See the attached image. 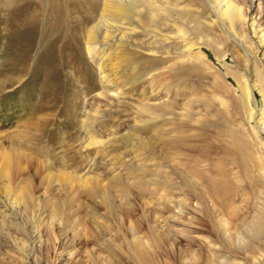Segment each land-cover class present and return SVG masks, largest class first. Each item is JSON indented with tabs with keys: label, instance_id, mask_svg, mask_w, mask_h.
I'll return each mask as SVG.
<instances>
[{
	"label": "rangeland",
	"instance_id": "rangeland-1",
	"mask_svg": "<svg viewBox=\"0 0 264 264\" xmlns=\"http://www.w3.org/2000/svg\"><path fill=\"white\" fill-rule=\"evenodd\" d=\"M144 1L124 0L136 8L128 19L114 21L100 16L104 0H0V144L4 146L0 150L8 152L11 142L18 144L13 159L19 158L21 168L2 176L6 160L0 156V264H8L10 254L21 256L26 264H107L102 261L107 234L121 247L115 249L119 264H137L119 237L125 232L132 239V228L140 229L135 236H143L147 225L164 240L159 254L150 249L156 264H172L169 259L173 264H190L191 256L200 254L201 263L208 250L220 249L198 234L203 227L196 218L203 216L196 209L201 206L184 188L165 185L163 196L155 194L159 203L152 200L147 205L139 194L155 193L158 184L148 177L166 172L174 178L169 171L174 156L170 139L189 126L186 117L174 114L175 108L184 107L200 91L193 78L181 80L177 89L175 75L192 64L186 56L204 45L213 70L223 74L229 66L238 73L242 65L230 52L225 61L214 59L211 48L221 50L223 45L214 44L212 34L204 32L210 27L207 15L196 19L202 25L199 29L194 21L163 19L172 31L160 32ZM239 1L264 80V40L259 38L264 31V0ZM174 23L186 30V39L176 34ZM91 27L95 33L87 43ZM189 41L196 46L187 48ZM171 58L180 63L174 72L166 67ZM228 79L237 89L234 77ZM254 93L257 106L251 105V121L245 114L234 116V128L251 137L263 100L258 90ZM164 101L170 106L162 111L159 104ZM190 111L198 113L197 108ZM16 125L23 129L21 137H12ZM194 134L193 141H199L201 134L222 144L216 157L226 154L229 143L213 126L197 127ZM92 140L95 143L88 144ZM247 143L257 147L254 139ZM209 164L201 166L212 168ZM86 178H93L89 185L83 183ZM8 179L10 185L5 184ZM17 196L21 200L9 199ZM234 204L237 215L243 214L244 207ZM63 221L69 224L65 229ZM33 223L49 229L53 242H45L46 236ZM95 236L102 239L96 241ZM179 239L180 250L173 245ZM190 240L194 244L188 249Z\"/></svg>",
	"mask_w": 264,
	"mask_h": 264
},
{
	"label": "bare ground",
	"instance_id": "bare-ground-1",
	"mask_svg": "<svg viewBox=\"0 0 264 264\" xmlns=\"http://www.w3.org/2000/svg\"><path fill=\"white\" fill-rule=\"evenodd\" d=\"M132 1L136 2V0ZM144 2L151 8L150 17L157 22L156 28L160 32L172 31V27L164 23L163 19L171 18V20L181 23L194 21L199 29L202 25L196 19L207 15L210 27L204 32L206 35L212 34L214 44L220 42L223 45L221 50L211 48L210 44L206 45L211 48L214 59L225 61L228 52H230L235 62L242 65V70L238 73L233 72L229 66H225L226 70L223 74L217 68L213 70L212 59L210 60L209 55L203 49L204 45H197L198 51L186 56L187 60L192 61V64L187 67L186 71L175 75V80H179L176 82L177 89L182 86L181 80L193 78L196 84L200 85V91L194 95V98L189 99L184 107L175 108L178 112L174 114L186 117L189 126L185 130H179V134H181L179 137L170 139V142H173L172 153L174 156L172 169L169 171L174 173V178L170 179L166 172H160L153 178L148 177V181L158 184L155 187V193H140L139 196L146 205L152 200L159 203L155 194L159 193L160 196H163L161 191L165 185H173L178 190L184 188L187 196L201 206V209H196L203 216L202 219L196 218L197 223L203 227L198 234H201V239L206 240V244L216 245L218 243L220 249L208 250L206 257L202 258L203 261L200 263L202 250L198 248L197 253L200 255L191 256L190 264H264V136L261 135L264 134V80L261 74L259 75V68L253 58L255 51L244 27L245 10L243 2L239 0H146ZM135 6H133V2L127 3L124 0H104L100 16L103 20L107 17L114 21L125 20L128 19L131 9L136 8ZM174 24L176 25V34L182 40L186 39V30L176 23ZM212 29H214L213 32ZM200 32L202 33L201 30ZM94 33L95 29L91 27L87 34V43L93 38ZM239 38L240 40H238ZM259 38L264 40V31L259 35ZM187 45V48L196 46L190 41ZM179 65L180 63L176 58H171L166 67L174 72ZM251 73L255 74L254 79L251 78ZM228 75H232L236 80L237 89L232 86ZM255 89L262 94L263 100L260 116L255 120V129L252 128L253 136L251 137L250 134L234 128V116L245 114V117L251 121L253 118L251 105L257 106ZM237 90L240 91V94L235 96L234 93ZM166 92H169V87L166 88ZM168 106L170 105L166 101L159 104L162 111H165ZM192 108H197L198 113H192L190 111ZM204 125L213 126L217 135L223 136L228 141L229 146H227L226 154L216 157L219 149L222 148V144L214 138L213 141L208 140V135L199 134L200 140L193 141L192 138L195 136L194 132L197 127ZM20 129L23 130L19 128V125H16L12 137H21L19 135L21 134ZM253 139L257 146L254 149L247 143ZM93 143H95L94 140L88 144ZM15 146L18 149V144L15 145L11 142V148L8 152L0 150V156L6 160L1 172L2 176L5 174L9 176L11 169L16 171L21 169L19 158L16 156L13 159V155L18 153ZM29 147L30 145L27 148L29 149ZM1 148L4 149V146L0 144ZM22 153L25 161H27V153H24V150ZM214 157H216L215 161L212 162L216 164H212L210 161ZM202 163H210L209 166L211 165L212 168H203ZM181 165L184 166H182L183 169ZM235 167L239 168L234 171ZM205 173H209V175ZM92 179L86 178L83 183L89 185V181ZM71 180V176L66 178L67 182ZM77 181L79 182V180ZM242 182L247 183V185L241 184ZM9 183L10 180L8 179L5 184L10 185ZM123 197L129 203L128 194H124ZM9 199L16 202L21 200V197ZM236 201L239 203L238 207H244L243 214L240 216L237 215V209L235 210L234 203ZM178 206L181 210L184 206L183 200L179 201ZM52 215L58 216L54 212ZM58 218L60 219L59 216ZM144 222L146 224V219ZM68 225L63 221V229L67 228ZM33 226L46 236L45 242H53L48 227L46 228L48 230L44 231L41 228V223H33ZM105 229L107 232V228ZM130 230L131 235H133L132 239L125 232H121L119 238L127 246V251L133 260L137 264H156L154 261L156 258H153L155 255L152 256L150 249L153 247L155 252L159 254L158 250L161 249V243L164 242L163 237L154 232L149 225H147L143 236H135L140 229L136 231L132 228ZM17 237L15 236V239ZM144 238L147 243L144 242ZM101 239L102 237L95 236L96 241ZM107 240L109 243H102L104 246L102 252L105 253L102 261L107 264H119L115 249L121 250V247L109 234H107ZM147 240H150V243ZM24 242L25 240H22L23 244ZM178 242L180 239L173 242L175 248H178ZM54 244L52 243V247ZM192 244H194L193 240L188 241L187 248L191 249ZM54 249L55 245L52 250L54 251ZM178 249L180 250V247ZM188 249L187 251H189ZM10 255L8 264H26L21 256ZM169 257L168 255V259ZM168 261L174 263L170 259Z\"/></svg>",
	"mask_w": 264,
	"mask_h": 264
}]
</instances>
